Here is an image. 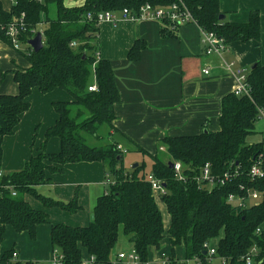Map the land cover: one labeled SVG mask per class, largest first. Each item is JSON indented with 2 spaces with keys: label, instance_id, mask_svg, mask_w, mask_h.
<instances>
[{
  "label": "trees",
  "instance_id": "16d2710c",
  "mask_svg": "<svg viewBox=\"0 0 264 264\" xmlns=\"http://www.w3.org/2000/svg\"><path fill=\"white\" fill-rule=\"evenodd\" d=\"M67 1L14 0L10 9H6L0 0V41L12 46L7 27L22 19L27 30L20 35V41L25 44L26 52L20 48L18 51L29 64L26 69L13 71L17 91L0 93V166L4 138L14 134L22 113L29 109L33 89L42 93L61 89L70 96L68 100L52 102L57 119L46 128L36 148L33 138L31 155L23 167L0 178V245L7 226L35 239L37 227L48 223V213L33 208L25 198L27 195L45 208L55 207L69 213L81 210L78 190L66 201L42 193L40 187L52 184L50 175L61 172L65 164L100 162L113 182L96 199L89 224L51 226L52 246L61 255L62 264H85L84 252L94 258L92 264H114V251L121 234L132 236L133 249L144 264L149 249H160L166 238L171 243L170 264L175 263V247L182 244L187 259L198 256L205 260L204 244L214 239L218 242L212 264H245L244 257L253 247L258 250L256 261L264 264V229L257 232L264 222V198L246 207L228 201L231 193L247 198L248 191H264V177L250 176L252 165L264 151V140L248 141L257 134L256 123L263 115L264 64L255 62L250 66L249 95L238 96L232 91L221 98L216 129H210L209 121H205L203 128L207 127V133L202 129L195 134L162 138L172 160L190 165L184 180L177 179L169 162L161 160L156 152H149L128 137L126 140L136 151L152 159V166L149 172L144 170V163L125 169L124 153L117 148V141L110 139L99 146L87 142L88 136L99 140L103 127L121 133L115 125L120 94L110 61L99 56L97 16L103 11L124 8L136 11L144 3L168 5L176 0H84L75 6H67ZM184 1L196 23L226 43L260 41L258 10H252L246 22L233 23L219 20L224 14L220 0ZM51 5L55 6V17L49 15ZM43 22L47 25L40 30L44 46L35 52L28 42ZM161 33L166 37L177 35L174 25L166 20L162 21ZM146 45L145 41L136 39L128 51V59L138 61ZM90 85H95L96 90L89 91ZM51 139L59 140L60 148L56 152L47 150ZM207 163L213 175L231 174L225 185L199 187L195 178ZM150 173L166 189L160 200L170 215L167 230L148 179ZM14 250L11 247L0 253V264H33L13 259Z\"/></svg>",
  "mask_w": 264,
  "mask_h": 264
},
{
  "label": "crops",
  "instance_id": "0c3cea01",
  "mask_svg": "<svg viewBox=\"0 0 264 264\" xmlns=\"http://www.w3.org/2000/svg\"><path fill=\"white\" fill-rule=\"evenodd\" d=\"M79 1L83 0H69L66 4H79ZM12 3L9 6L4 4V7L10 8ZM220 9L224 13L225 19L233 23L246 22L250 12L258 10L261 16L260 41H235L230 43L228 49L221 55H206L203 53L202 28L197 23L178 26L175 37L163 36L161 33L162 21L158 20H126L115 24L103 21L99 24L98 52L100 57L110 61L114 70L115 81L120 94V102L116 105L115 125L120 129L121 133L119 134L124 140L125 137H128L149 152L157 153V143L162 141L166 135L199 133L203 129L205 121H209L210 129L218 127L221 98L232 92L236 85L234 70L240 66H251L255 62L264 64V0H220ZM136 39L145 41L147 45L142 50L140 59L132 62L128 59V51ZM231 62L234 63L232 72L226 67V64ZM28 67V62L18 49L0 41V93H15L17 86L13 81L11 70ZM206 67L210 71L208 74L203 73V69ZM31 97L37 108L41 107L45 110L36 116L34 123L41 121L42 118H48L44 132L57 119L52 102L70 98L69 94L61 89L49 93H42L38 89H33L29 97L30 107ZM28 110L22 113L20 122L23 117L29 114ZM53 111L54 113H52ZM262 114L264 117V110ZM14 134L4 138L3 149L5 144L11 142L10 138ZM118 137L122 139V137ZM7 139L9 140L7 141ZM51 141L54 146L52 149H48L47 144V150L58 151L60 148L59 140L51 139ZM126 141L124 142L128 144L129 141ZM118 144L127 147L126 144L119 143V141ZM36 146L38 144L35 143V148ZM30 155L31 149L29 156L26 154H23L21 158L16 156L11 162H6L4 169L0 168V170L6 174L8 169H21ZM93 164V162L65 164L61 172L50 175L52 184L41 186L40 191L57 199L71 200L78 190L80 177L90 179V175L96 174V168L93 167ZM65 172L67 176L63 177ZM90 183L92 188L97 182L95 180L94 182H86L81 191H78V200L82 209L73 213L75 215L73 220L57 216L64 214L66 212L64 210L55 207L45 208L34 197L30 195L25 197L33 208L42 209L49 216L48 223L37 227L36 238L31 242V246L36 252H38V248L47 250L49 246L53 251L50 238L52 225L65 223L72 226H86L89 224L96 199L107 187L105 183L99 187L100 189L93 194L91 204L87 206L85 199L90 194L92 196L93 193L89 191L88 185ZM159 201L161 200H157L158 205L159 203L163 204L162 201ZM165 222L164 220V227L167 230L170 225V215L169 224L167 225ZM11 229L15 231L10 226L6 227L4 240L0 245V253L16 245L17 238L13 239V243L11 240L6 241V234L10 233L9 230ZM15 233L19 236V240L23 234H26L16 231ZM131 237L127 236L126 240L131 242L130 247L133 248ZM166 242L168 247H171L170 241L166 238L162 241L160 249L154 247L149 249V254L153 252L155 257L150 264H160L161 254L165 252L164 248L167 246L164 245ZM15 249L18 251L19 260L23 261L20 250L16 247ZM117 249L118 246L114 251V264H128L126 260L117 263L120 260L118 255L123 253ZM88 257L89 255L84 252L85 260ZM26 259L24 261L31 260V257L27 256ZM181 259L180 254H175L174 264H179L178 260ZM187 260L185 256L181 263L188 264ZM28 262L33 263L32 261Z\"/></svg>",
  "mask_w": 264,
  "mask_h": 264
},
{
  "label": "built area",
  "instance_id": "2783aa9c",
  "mask_svg": "<svg viewBox=\"0 0 264 264\" xmlns=\"http://www.w3.org/2000/svg\"><path fill=\"white\" fill-rule=\"evenodd\" d=\"M98 22L101 23L103 21L118 23L126 20H158L163 21L166 20L169 23H172L177 29L178 26L187 24V23H196L195 18L193 17L188 5L184 0H176L168 5H153L151 3L142 4L136 11H133L129 8H124L121 11H103L97 16ZM27 30L26 26L22 19L20 21L11 23L7 27V34L9 35L12 45L15 49H19L20 35ZM32 31H35L32 29ZM35 36V35H34ZM202 45H203V53L206 55L211 54H219L224 53L229 44L224 41V39L218 37L213 32H207L202 29ZM234 63H227L226 67L229 71L232 72ZM209 68L203 69V73L208 74ZM250 72V66H240L234 70V75L236 79V85L233 89L234 94L236 95H249L250 94V84L248 83V74ZM89 91L96 90L95 85H90L88 87ZM118 149L122 150V146H117ZM126 152V150L124 149ZM123 151V152H124ZM210 165L207 163L203 165L199 174L195 178L199 187H218L225 185L228 180L231 178V174L229 172H225L221 176L213 175L210 169ZM175 177L177 179L184 180L186 178L185 170L190 169V167H183V163L181 161H177L173 164V168ZM4 175V173L0 170V178ZM250 176L252 178L264 177V170L261 167V159H259L255 164L252 165L250 169ZM148 179L152 186L153 195L156 200H160L161 196L166 193V189L162 184L161 180L157 179L153 175H149ZM108 182H110V178H108ZM13 195L15 193L13 192ZM247 198L242 197L241 195L231 193L228 196V201L232 203H236L241 205L242 207H246L249 204V200L253 202H258L262 198H264V191L259 192V190H252L247 192ZM248 201V203H247ZM261 228H258V232H260ZM206 250V258L205 260L201 259L198 256H194L191 259H188L187 262H194L195 264H212L214 262V256L216 254V245H212L211 243L204 244ZM257 255V248L253 247L244 257L245 264H254L255 258ZM18 251L15 249L12 252V258L18 259ZM120 260H126L129 264H144L138 253L132 248V250L126 253H120L118 255ZM220 262H225L224 258L218 259ZM94 258L89 256L88 259L85 260V264H92ZM170 256L165 252L161 254L160 264H170ZM53 264H62V257L59 253L54 255Z\"/></svg>",
  "mask_w": 264,
  "mask_h": 264
},
{
  "label": "rangeland",
  "instance_id": "374dc122",
  "mask_svg": "<svg viewBox=\"0 0 264 264\" xmlns=\"http://www.w3.org/2000/svg\"><path fill=\"white\" fill-rule=\"evenodd\" d=\"M13 1L14 0H2L3 5L5 4V6H9L10 3ZM83 1H79V4H66V5L67 6L81 5L83 3ZM6 9H10V8H6ZM55 14H56L55 6L51 5L49 8V15L51 17H55ZM12 23H14V22H12ZM46 27H47L46 23L43 22L42 24L37 26L36 30L40 31L42 29H45ZM10 47L14 48L13 45ZM19 48L22 52H26V46L21 41L19 42ZM11 71L13 72V70H11ZM28 111H29V114H27L25 117L22 118L21 122L19 123L18 127L16 128L15 134L10 138L11 142L8 143L9 145L8 144L4 145L3 161H2L1 166H0V168H2V169H4V164L6 162H11L12 160H14L16 158V156L18 158H21L23 156V154H26L27 156H29L30 145H31L33 138H35L36 144H40V142L43 140V132H44L45 124H46L48 118H42L41 121H36L35 123H34V120L39 113H43V112H45V110L41 107L37 108L35 106V102H33L32 97H31V107L29 108ZM52 113H54V111ZM256 129H257V134L255 136H251L250 138H248L249 142H256V141L259 142V140H264V117H263V115H262V118H260L257 121ZM100 134H101V138L99 140L88 136L87 142L89 143V145L99 146V145H102V144L108 142V140H110V139H113L117 142L119 141V143L126 144L124 142L126 139L124 140V138L119 133H117V131L113 130L112 128L103 127L100 131ZM118 136L122 137V139H120ZM8 140L9 139H7V141ZM127 143L131 147L128 144H126L127 147H125L123 145V147H122L123 149L121 150L122 152L124 151V149L126 150V152L125 151L123 152L124 153V159H123L124 168L129 169L130 167H132V165L134 163H138V165L141 163H144V166H145L144 170L146 172H149L151 170V166H152V159L149 156L144 155L143 153L136 151L134 146L131 143H129V142H127ZM53 146H54V144L50 140L48 143V149H52ZM157 146H158L157 155L161 160H163L165 162L172 161L173 164L177 161H180V160H174V159L172 160L170 158L169 154L166 151V147L162 141H159L157 143ZM260 159H261V167L264 170V151L261 154ZM85 163H91V162H85ZM93 163H94L93 167L96 168V174L90 175V179L80 177V179L78 181L79 182V185H78V191L79 192L81 191L83 184H86V182L87 183L94 182V180L97 182L96 185H93L94 187H92V188L90 187V186H92L91 183H90V185H88L90 187L89 191H92L93 193H92V196L90 194V196H88L85 199V204L87 206H89V204H91L92 199H93V194L100 189L99 187H102V185H104V183L106 184V186H108L111 182H113V179L108 177L109 175L107 176V174H105V171H104L105 169L103 170V165L101 163H95V162H93ZM185 166L190 167V165H185L183 163V167H185ZM13 171H17V170L8 169L6 173L13 172ZM66 172L63 175V177L67 176ZM150 175H153V174L150 173ZM108 178H110V182H108ZM208 187H210V186H208ZM248 201H249V203L252 202V200H249V199H248ZM248 201H247V203H248ZM159 202H161V201H159ZM163 204L159 203L160 209H161L162 215H163V220H165L166 221L165 223L168 225L169 224V215L166 211V208H165L166 206H164ZM234 204H236V203H234ZM57 216L60 218L71 219V220H73L75 217V215L73 213H67V212H64V214H58ZM43 225H45V224H43ZM259 228L264 229V222L262 223V225ZM11 230H9L10 233L8 232V234H6V241L11 240V242L13 243V239L17 238L15 247L20 250V255H21V258L23 259V261L27 260L26 258H27V256H29V257H31V260H28V261H32L35 264H53L54 255L59 253L56 248L53 249V251L51 250V246L47 247V250L45 248H42V249L38 248V252H36L34 247L31 246V242L33 241V239H31L27 233L23 234V237L21 238V240H19V236L15 233V231H13V230L11 231ZM47 235H48V232H47ZM47 238H49V237H47ZM126 239H127V237H125V235L121 234L117 246L121 252L128 254L132 250V248L130 247L131 242L127 241ZM217 242H218V240L214 239L213 241H211V244L215 245V244H217ZM167 244L168 243L166 242L164 245H167ZM169 246H170V244H169ZM164 251L166 252L167 255L171 256V254H172L171 247H168V245L165 246ZM175 254H180L182 256V259L185 258V252H184L183 244L175 247ZM205 254H206V252H205ZM257 254H258V250H257ZM33 255H35V257H33ZM153 258H155L153 252L148 254L147 264L152 263ZM182 259L178 260L179 264H182L181 263ZM121 262H124V261L118 260L117 263H121ZM256 262L257 261L255 259V263ZM190 264H195V263L192 261V262H190Z\"/></svg>",
  "mask_w": 264,
  "mask_h": 264
},
{
  "label": "water",
  "instance_id": "95a60500",
  "mask_svg": "<svg viewBox=\"0 0 264 264\" xmlns=\"http://www.w3.org/2000/svg\"><path fill=\"white\" fill-rule=\"evenodd\" d=\"M224 19H225V15L224 14L219 16V20H224ZM28 43L31 46V48L33 49V51L38 52L39 50H41L43 48V46H44L42 32H40V31L37 32L35 34V36L32 39L29 40ZM202 131L204 133H207L208 132L207 127L205 126ZM263 150H264V147H263ZM168 165H169L170 168H173V162L172 161H170L168 163ZM137 166H138V163H135V164L132 165L133 168H135ZM92 218H93V215H92ZM255 264H261V261L260 262H256Z\"/></svg>",
  "mask_w": 264,
  "mask_h": 264
}]
</instances>
